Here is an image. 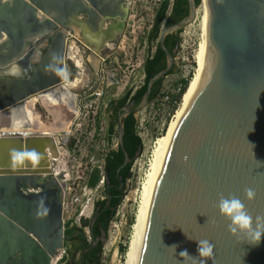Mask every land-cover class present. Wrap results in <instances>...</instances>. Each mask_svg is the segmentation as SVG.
Returning a JSON list of instances; mask_svg holds the SVG:
<instances>
[{
  "label": "water",
  "instance_id": "water-1",
  "mask_svg": "<svg viewBox=\"0 0 264 264\" xmlns=\"http://www.w3.org/2000/svg\"><path fill=\"white\" fill-rule=\"evenodd\" d=\"M121 1L123 5L125 0ZM189 2L190 15L174 29L196 20L198 5ZM127 10L122 7L118 12L120 31ZM77 12L69 0H0V111L65 81L60 73L66 72L67 36L60 30ZM206 29L204 73L166 149L138 264H198L199 240L214 245V260L207 264H264V237L253 245L247 234L233 235L230 221L218 208L221 195L236 196L254 221L264 216V0H206ZM170 30L166 26L161 34L167 69L150 79L137 111L149 104L153 83L173 66V55L163 46ZM45 42L50 48L42 57ZM129 112L127 108L119 116L125 160L118 173L131 161L122 124ZM14 149L35 150L41 156L37 163L26 159L14 165ZM59 156L51 135L0 134V264H51L64 248L60 183L64 173L55 176L51 169ZM119 180L123 188V178ZM249 188L256 193L251 201L245 194ZM41 199L48 211L38 217ZM101 233L93 239V247L106 241L105 229ZM182 251L197 261L186 262Z\"/></svg>",
  "mask_w": 264,
  "mask_h": 264
},
{
  "label": "flooded vegetation",
  "instance_id": "flooded-vegetation-1",
  "mask_svg": "<svg viewBox=\"0 0 264 264\" xmlns=\"http://www.w3.org/2000/svg\"><path fill=\"white\" fill-rule=\"evenodd\" d=\"M69 1L72 2L74 10L77 9L78 12L73 16L69 15L71 21L68 23H63V26L60 30L67 36V51L69 43L71 42V40H73L82 48L85 56L90 55L91 57L97 58L98 60H100L101 58L103 59V61H106L110 58V54L107 55V58H105L104 55L110 50L116 48L119 38L126 30L131 1L125 0L123 5L121 4V0ZM180 3L181 0H172L170 8L167 11V14L161 24H159V9L161 4L155 10L152 24L150 25V28L147 31L145 37H143L142 39L141 45L143 53L141 64L138 69V75L135 80L132 81V83L127 85L122 93L111 94V92L107 89H104L102 93H97L95 90H91L92 88L90 89V87L84 90L77 89V91L75 90L74 93L78 97V102L74 101V103L68 104H65L62 99L63 92L66 91L65 88L55 89L61 94V96L55 95V93L53 92L50 93L52 94L53 98L55 97L54 99H56V101H59L61 102V104L63 103V105L67 106L68 111H70L69 109H75L76 105L78 104L82 109V99H88L92 101L95 95L98 94L99 97H97V99L101 100V115L105 121V150L102 154L103 157L101 158L102 166L95 165L94 163L91 164L89 168L86 167L87 171L83 170V175L78 176L76 181L74 182V184H77L79 186L82 183L83 186L81 185V187L85 191L84 197L76 198V206L74 208L72 216H70L67 220L64 219V248L58 251L57 256L53 258L51 264H53L55 259L56 264H91L94 262L95 258L99 257L100 255V250L101 247L103 248L104 242L102 240H99L97 245L93 247V239H98L102 236L101 229H105V231L107 229L106 232L108 233L110 223L114 220L118 208L126 197V188L128 186V181L134 178L133 167L139 156L142 154L143 150V147L139 146V143L134 140V137H140L142 139L139 131L138 118V114L141 111H137L136 109L144 101L150 79H152L155 75L162 72L163 70L167 69L168 66V56L165 50L162 48V30L166 26L172 28V30H170V32H168L164 37L163 46L173 55L174 62L169 72L163 78H160L153 83L149 97V104L144 109L159 100L160 94L163 91V83L165 79L181 70V67L183 66L181 64L184 61H182V57L180 56V54L182 52V47L184 46L183 42L185 41V36L187 33L186 30L189 27L193 26L192 24H194L199 17V9L201 4L198 5L197 18L191 25H186L184 27L174 29V27H176L175 24L185 20L190 15L191 11L189 0H187V4L185 5ZM122 7H128V10L126 19L124 21L125 28L123 31H120L118 29V25L123 23L121 19L122 14H119L122 12ZM103 13L111 14L113 16L107 17ZM62 18L64 19L66 18V16H62ZM74 31H76L78 35L73 36ZM69 35H71V37ZM49 48L50 45L45 42L44 46L42 47V57L46 55ZM152 59H154L152 63L153 68L157 69V72L147 78L146 64ZM66 60L67 59L65 57L66 70L68 73L69 70ZM183 60L186 59L183 58ZM187 60L189 61L190 59L187 58ZM68 75L69 73L67 74V79ZM97 75L99 78L105 77L113 84H116L118 82L117 77H115L110 71L105 70L101 66L100 61ZM184 80H189L188 74L183 75L177 86H183ZM30 98V102L33 100L41 99L40 97L37 98L36 96H31ZM127 108L130 109V112L122 119L124 128L123 143L125 151L129 155L131 161L118 173L119 168L123 165L125 160L124 149L120 142L119 116L125 113ZM71 113H73V111H71ZM97 114L98 112L96 113V115ZM55 137L58 139L59 145L62 143L68 145L71 148L73 145L77 146L76 141L75 144L72 141L70 132L66 137V140H64L62 136L58 138L55 135ZM94 151L92 152L93 158L95 156ZM139 151L140 154H137ZM60 153L61 155L59 156V158L53 161L52 170L55 171H53L55 176L59 175L62 172L56 170V162L62 158V151ZM114 153L120 154V159L123 160L116 171L115 179L110 178L108 172L104 171V164L106 163L108 157L114 156ZM87 156H89V153L87 154ZM95 167H99L103 170L104 182L102 184L99 183L95 188H92L88 183L92 177L91 173ZM128 171H130L131 175L126 179V181H124L123 177L128 173ZM121 172H123L122 176L120 175ZM62 173H64V178L60 181L62 186L61 190L63 194L64 192L65 194H67L69 193L68 190L72 188L71 186L69 187V183L66 182L68 180L67 178L69 177V173L65 169ZM105 174H108V179L105 177ZM119 176L123 178V188H121L122 182L119 180ZM88 193H95L93 209L89 215L90 217L88 221H83L82 215L84 214V212L81 211V207L84 203V198ZM119 200L120 203L117 205ZM109 202L110 208L107 207ZM84 237H87L86 242H84Z\"/></svg>",
  "mask_w": 264,
  "mask_h": 264
},
{
  "label": "rangeland",
  "instance_id": "rangeland-1",
  "mask_svg": "<svg viewBox=\"0 0 264 264\" xmlns=\"http://www.w3.org/2000/svg\"><path fill=\"white\" fill-rule=\"evenodd\" d=\"M155 2L156 0H133L131 2L126 30L119 38L116 48L104 55L107 58V55L110 54V58L106 61L101 58L99 60L105 70L110 71L117 77L118 82L113 84L105 77L99 78L97 71L90 64H85L83 70H79L71 60H67L68 80H73L76 77L81 79L78 88L74 89L73 92L77 89L84 90L90 87L91 90H95L97 93H102L104 89L109 90L111 94L122 93L127 85L135 80L142 60V39L146 35H144V32L147 33V29L152 22V13L156 10ZM201 14L202 9L200 6L197 21L186 30L184 46L180 54L182 61H184L181 64L183 66L179 72L165 79L160 96L163 93H170L174 96L183 75L188 74L189 80L193 77L196 68L194 56L201 41ZM183 58L186 60H183ZM187 58L190 60L188 61ZM81 72L82 76L80 75ZM97 97H99L98 94L95 95L92 101L82 99V115L71 126L66 124L65 117H59L54 111L50 110L48 103L43 98L28 103L34 112L41 116V119H39L40 125L44 128L51 126L48 130L49 133L56 131L54 132L55 135L60 138L61 134L59 132L69 131L72 141L74 144L75 141L77 143V146L73 145L72 148L61 143L62 158L56 162L57 171L63 172L65 169L69 173L66 182L72 188L68 190L69 193L67 194L70 200L74 199L73 208L76 206V198L84 197L85 193L81 187L82 183L80 186L74 184L77 177L82 176V171H87L86 167L89 168L93 163L102 166L101 158L105 150V121L101 115V100ZM176 110L169 111L166 106L156 101L138 114L143 150L133 167L134 178L128 181L126 197L118 208L114 220L110 223L107 238L102 248L103 264H125V255L138 206V191L148 170L155 141L165 133ZM93 151L95 153L94 158L92 156ZM88 153L89 156H87ZM95 193H88L84 198L81 207V211L84 212L82 215L83 221H88L90 217ZM70 216H72L71 213H64L65 220ZM121 247H126V251L123 252Z\"/></svg>",
  "mask_w": 264,
  "mask_h": 264
},
{
  "label": "bare ground",
  "instance_id": "bare-ground-1",
  "mask_svg": "<svg viewBox=\"0 0 264 264\" xmlns=\"http://www.w3.org/2000/svg\"><path fill=\"white\" fill-rule=\"evenodd\" d=\"M202 14H201V41L199 43L198 50L195 54L196 60V68L193 77L191 78L189 85L183 95L182 101L178 109L176 110L175 115H173L172 120L170 121L166 131L163 135L159 136L155 141L151 160L149 163L148 170L144 175V179L141 182L140 189L138 191V206L135 213V220L132 225V232L130 241L128 244V248L125 255V264H138V259L141 250L143 232L145 228V223L147 219V214L150 206V201L152 198V194L154 191L155 183L157 180V176L168 147L170 138L175 129V126L185 109L187 103L192 97L195 89L197 88L202 75L204 73V68L206 64V55H207V29H206V0H202L201 4ZM199 23V24H200ZM78 35L76 31H74L73 36ZM71 37V36H70ZM68 56V57H67ZM67 60H71L74 62V65L77 69L83 70L84 65L90 64L96 71L99 69V60L97 58H93L90 55L85 56L82 48L77 45V43L73 40L68 45L67 51ZM66 60V61H67ZM67 73V70H66ZM68 74V73H67ZM82 76V72L80 74ZM79 76V75H78ZM81 79L76 77L73 80H65L62 83L58 84L54 88L46 91L45 93L33 95L37 98H43L49 105L50 110L54 111L59 117H65L66 124L71 126L73 125L79 116L82 113L81 106L76 105L75 109H69L67 106L61 104V102L56 101L52 97V94L60 95L55 89H66L63 92L62 99L65 104L74 103V101L78 102L77 95L73 92L74 89L78 88ZM35 98V97H34ZM36 99V98H35ZM31 98H28L22 105H12L8 108H5L0 111V134L3 132H22V131H32L36 134H40L42 132L49 133L51 126L49 128H44V126L40 125L39 119L41 116L34 112L32 107L28 105ZM34 101V100H33ZM66 107V108H65ZM27 110V112H26ZM73 111V113H71ZM46 130V131H45ZM56 132V131H54ZM52 132L49 135L55 138V142L61 152V147L59 145L58 139L55 137V133ZM61 136L67 137L69 131L59 132ZM61 155V153H60ZM57 160L56 158H54ZM38 169L46 170L47 168L39 166ZM52 169V168H51ZM60 260V259H59Z\"/></svg>",
  "mask_w": 264,
  "mask_h": 264
},
{
  "label": "clouds",
  "instance_id": "clouds-1",
  "mask_svg": "<svg viewBox=\"0 0 264 264\" xmlns=\"http://www.w3.org/2000/svg\"><path fill=\"white\" fill-rule=\"evenodd\" d=\"M64 79L67 80V73L61 72ZM28 135L27 132L23 133ZM41 154L35 150H13L11 152V159L13 164L23 163L26 159L31 160L33 163H37ZM246 197L249 201L255 199L256 193L251 188L246 189ZM218 208L221 216L230 221L229 231L238 236L240 233H245L249 237L251 244L258 245L264 237V216L255 217L253 220L252 215L249 214L245 204L236 196L225 197L223 195L219 198ZM48 211L44 204L43 199L38 204L37 216ZM255 223V227H253ZM175 250V246L172 247ZM199 257L198 264H207L209 260H214V245L207 240H199L198 247ZM180 256L184 258L186 262H196L197 260L192 258L187 251H182Z\"/></svg>",
  "mask_w": 264,
  "mask_h": 264
},
{
  "label": "trees",
  "instance_id": "trees-1",
  "mask_svg": "<svg viewBox=\"0 0 264 264\" xmlns=\"http://www.w3.org/2000/svg\"><path fill=\"white\" fill-rule=\"evenodd\" d=\"M195 1H196V4L199 5V4H201L202 0H195ZM180 4H183V5L187 4V0H181ZM170 5H171V1L170 0H164L161 3L160 9H159V12H160V14H159V24H161V22H163L166 14H167V11L170 8ZM153 61H154V59L148 61L147 64H146V75H147V78H149L150 76H152L153 74H155L157 72V69L153 68V65H152ZM189 81L190 80H184L183 81V86H182L181 91L179 92V94L177 96L179 102L182 101L183 95H184V93H185V91L187 89ZM134 140L139 143V146L143 147L142 146V139L140 137H134ZM122 161L123 160L120 159V154H117V153H114V156H112V157H108L106 163L104 164V171L108 172L110 178H114V179L116 178V171L119 168V166L121 165ZM122 173L123 172L120 173L121 176H122ZM91 175H92V177H91V179H90L88 184H90L92 188H95L100 183V181L102 180V177L104 176L103 175V170L100 169L99 167H95L93 169ZM130 175H131V173H130V171H128V173L126 175H124V177H123L124 181H126V179ZM119 203H120V200L117 203V205ZM113 216H114V213H113ZM106 231H107V229H106ZM86 241H87V237H84V242H86ZM121 250L123 252L126 251V247H121ZM91 264H103V261H102V247H101V250H100L99 257H96L94 262L91 263Z\"/></svg>",
  "mask_w": 264,
  "mask_h": 264
},
{
  "label": "built area",
  "instance_id": "built-area-1",
  "mask_svg": "<svg viewBox=\"0 0 264 264\" xmlns=\"http://www.w3.org/2000/svg\"><path fill=\"white\" fill-rule=\"evenodd\" d=\"M131 2H133V0H130ZM164 0H156V2H155V4H156V7H155V9H157V7H159V5L163 2ZM171 2H172V0H170ZM154 13H155V10L153 11V13H152V20L151 21H153V15H154ZM151 24H152V22H151ZM150 24V25H151ZM149 28H150V26L148 27V29H147V31L149 30ZM146 33L144 32V35H145ZM139 46H140V44H139ZM68 57V56H67ZM66 57V59H68ZM194 58H195V56H194ZM73 62V61H72ZM73 64H74V62H73ZM129 82V81H128ZM181 88H182V86H179L177 89H176V91H175V95L173 96V95H171L170 93H163V95L162 96H160L159 97V102L162 104V105H164V106H166L167 108H168V110L169 111H173L174 109H178V107L180 106V104H181V102H179V100H178V98H177V96H178V94H179V92L181 91ZM44 135H49L50 133H45V132H42ZM54 171V170H53ZM55 172V171H54ZM104 182V176L102 177V180L100 181V183L102 184ZM29 192H37L38 190H35V189H29L28 190ZM61 198H62V202H63V210H64V213H71V214H73V212H74V208H73V205H74V199H69V197H68V194H65V192H64V194H63V192H62V196H61ZM55 262V261H54ZM53 262V263H54Z\"/></svg>",
  "mask_w": 264,
  "mask_h": 264
}]
</instances>
